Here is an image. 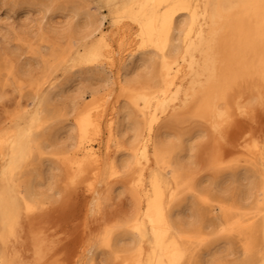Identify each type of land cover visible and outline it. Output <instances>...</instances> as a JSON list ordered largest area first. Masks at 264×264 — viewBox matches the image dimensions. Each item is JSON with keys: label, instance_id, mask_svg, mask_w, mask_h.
I'll use <instances>...</instances> for the list:
<instances>
[{"label": "bare ground", "instance_id": "6f19581e", "mask_svg": "<svg viewBox=\"0 0 264 264\" xmlns=\"http://www.w3.org/2000/svg\"><path fill=\"white\" fill-rule=\"evenodd\" d=\"M103 4L115 13L112 26L125 20L122 17L136 26L138 44L125 54L119 50L122 42L115 44L121 29L106 30V16L99 8L91 11L89 3L56 6L54 0H30L14 4L15 9L37 8L40 22L51 20L56 11L67 12L69 25L63 34L69 35V47L75 51L71 68L91 65L98 71L96 74L91 70L87 78L97 76L100 82L98 86L85 84L82 72L75 70L58 87L49 80L32 78L25 64L21 65L22 75L27 76L34 92L29 96L27 119L15 114L8 118L10 125L0 127V264L15 261L8 243L15 236L21 213H30L45 200L54 201L61 192L53 174L62 171L58 160L68 167L69 156L77 152L83 153L79 168L84 166V158L90 159L94 167L86 202L81 200L85 203V220L80 218L83 223L73 264L85 260V264H93V252L101 242L110 258L121 264H264V142L243 134L244 126L238 119L237 125L243 127L242 133H237L240 135L235 133V150L241 156L236 162L244 160L256 167L257 173L243 169L225 174L220 180H198L194 171L201 161L198 164L192 148H187L185 133L167 131L171 129L170 122H178L184 114L194 122H207L210 128H222L226 133L235 119L228 103L233 84L253 79L258 93L264 91V0H103ZM103 60L108 61L109 70ZM47 67L55 70L52 64ZM114 68L116 76H110ZM9 72L21 90V72L14 67ZM181 74L190 77L184 89L177 83ZM137 84H141L142 91L128 97V103L108 119L106 143H87L90 132L98 128V118L89 112L78 114L77 104L88 96L103 97L104 110L116 88L119 96L127 99L128 89ZM56 88L57 94L70 92L68 110L54 109ZM255 97L238 107L240 115L252 112ZM138 101L142 105L137 108ZM168 105L169 121H163L161 115ZM74 115L75 120L68 124V117ZM104 117L105 114L101 118ZM25 119L24 125L18 123ZM210 128L200 127L204 137L212 136ZM61 132L66 135L63 140ZM26 165H31L30 172L16 181V171ZM227 166L232 165H224ZM44 168L51 172L47 180ZM210 169L215 171L217 167ZM239 180L247 181V185H241L237 200L228 202L226 183L237 184ZM124 196L128 209L123 208L117 220L93 237L90 219L97 213L106 218L115 199ZM200 203L220 212L219 231L215 223L203 221ZM259 231L262 250L257 252L249 244L242 248L241 234L253 236ZM220 234L226 237L216 239ZM234 234L236 242L229 238ZM41 236L34 241L39 264H56L52 255L43 254L45 235L39 239ZM220 245L222 250L217 252Z\"/></svg>", "mask_w": 264, "mask_h": 264}, {"label": "rangeland", "instance_id": "374dc122", "mask_svg": "<svg viewBox=\"0 0 264 264\" xmlns=\"http://www.w3.org/2000/svg\"><path fill=\"white\" fill-rule=\"evenodd\" d=\"M22 1L30 0H0V127L10 125L11 123L8 122V118L15 114L26 117L27 119L29 112L28 104L31 102L29 100V96L34 91L29 84L27 76H25L24 74V76L22 75L24 69L28 70L27 73L32 78L39 79L40 81L49 80L50 82L59 84L58 87L62 86L63 83L70 76H72L75 70H80V72H82L81 78L85 84L91 83V85L98 86L100 82L97 76L87 78V74H90L91 70L95 71V73L96 71H98V69L92 67L91 65H82L71 68L72 58L75 55V51L74 49L69 47V44H71L69 35L63 34V30L69 25L67 23V18L65 17V14L67 12L60 10L56 11L52 15L51 20L45 19L44 22H40V12L37 8L30 6L29 8L15 9L16 7H14V4ZM54 3L56 6L65 4H79L83 6L89 3V8L91 11L99 8L100 13L106 16V24L104 27L106 30L113 31L117 30L118 27L121 29L120 33L122 34L119 35H122V38H120L119 35H116V39L114 38L116 45L117 42H122V45L119 49L120 53L125 54L126 52L137 46L139 38L135 36L136 26H134V24H132L126 17H122L125 20L121 19L122 21L120 20V23L117 27L112 26V20L115 17V13L112 12L110 8L104 6L103 0H88L86 2H83L82 0H54ZM8 6H10V8H8ZM82 23V21L79 22V24ZM118 57H120V55ZM118 59L116 63H118ZM103 62L105 63V69L109 70L107 68L108 61L103 60ZM23 64H25V67L21 70L20 67ZM50 64L55 66L54 71L48 70L47 66ZM11 67H14L15 70H19V73L21 72V75H19L20 79L23 80V86L21 90H19L15 79L9 72L11 70ZM109 75L116 76V68L112 69V71L109 72ZM189 79L190 77H183V75L181 74L179 79L177 80V83L182 85V89H184L189 85ZM140 85L141 84H137L128 89L127 99H125L123 95L119 96V90L118 88H116L108 103L109 105L107 104V108L105 107L106 111L102 108L104 107L103 97L94 99L88 96L86 100L77 104L78 114L89 112L93 118H98V128L96 127L90 132L87 137V143L94 146H96L97 144L104 145L106 143L108 137V119L114 116L113 112L116 109L128 103V97L135 96L137 93L142 91ZM46 89L47 86L44 88V90ZM258 92L259 91L258 88H256V82L253 79L246 81L244 80L241 82L238 81L233 84L231 92L228 93V103L230 105V112H232L230 114L233 119L235 118L234 120H231V123L229 125V131L231 130L230 134L229 131L224 133L222 128H210L207 122H198L200 123L198 124L197 122H194V119L191 120L188 115L184 114L181 120H179L178 122H170L171 129H167V131L174 130L175 132L185 133L187 148L189 150L192 148L194 155L193 157H195L194 160L198 159V164L201 161V163L198 165V169L194 171V176L196 177V179L199 180L203 177H214V179L219 178L220 180V178L225 174H234L235 172L237 173L243 169H247L249 171L257 173V168L244 163V160H241L239 163L236 162L239 157L240 158L238 159V161L241 159V156L235 150L236 145L234 146V144L237 143V136L240 135L237 133L241 132L243 126V134L245 133L247 137L253 136L260 142H264V91L261 93ZM57 93H59V88H56L55 94ZM70 95L71 94L68 90L65 91L62 95L57 94V96L54 97L55 99L53 100L54 109L60 111H65V109L68 110L71 107ZM257 95L258 98L255 97ZM253 97H255V99L252 100L251 104L252 112L248 116L240 115L238 107ZM141 105L142 103L138 101L137 108ZM232 107L234 108L232 109ZM170 113L171 106L168 105V107L166 106L164 114L161 115L163 121H169L168 118ZM104 114L106 117L101 118L104 116ZM74 117L75 115L69 116L67 123L71 124V122L75 120ZM101 119H103L102 122ZM238 119H240L239 124H243V126L237 125ZM25 122H27V120L18 121V123H20L21 125H24ZM206 126L210 128V131L212 133V136H210L209 138L204 137L202 135V132H200L207 129ZM236 126L240 127L238 128V131L236 129ZM200 127L203 130H201ZM55 131H58V127H55ZM62 133L64 134V132L60 133V135H62L61 140L66 138V135H63ZM235 133L237 136L235 135ZM226 147L233 148L230 151V149H227ZM228 150L229 153H227ZM230 152L232 153V155ZM185 155L189 156L190 153ZM82 157L83 153L81 152L70 155L68 167L67 164H64L62 163V161L58 160V164L61 166L62 171L54 172L53 174L55 177L54 179L56 181V186L61 191L60 194L54 199V201L45 200L44 204L38 205V207L30 213H21L18 225L16 227L15 236L12 237L10 239V242L8 243L9 250L15 259L13 264H39V261L36 258L35 254L36 242L34 241L38 239L37 235L41 236L42 233H44L45 237H43V235L39 239L43 237L44 240V245L42 247V249L44 248L43 254L48 256L52 255L51 260H55L56 262L57 259L58 261L56 262V264L74 263V260L77 256L75 251L78 242L80 241L79 238L81 236V227L83 223V221H81L82 219L80 218H83L85 220V203H83V201L81 200H84V202H86L87 188L92 180V169L94 167L90 159L84 158V166L82 168H79L77 164L79 159H81ZM199 158L207 161H203ZM208 159H210V161ZM143 165H146L145 162H143ZM149 165L154 166L152 162H150ZM224 165L232 166L224 167ZM212 166H216L217 169L215 171L211 170L210 168ZM30 170L31 165H26L18 169L15 174L16 181L25 177V175L28 174ZM212 172L214 173V176L212 175ZM50 173L51 172L46 168L45 170H43V177L47 180L50 177ZM137 173L134 175V179H137ZM255 182L258 183V179ZM241 185H247V181L239 180V183L237 184L231 181H228L226 183V187L228 188L230 195L228 202H232L238 199V191L242 187ZM125 197L126 196L115 199L112 207L107 209L111 213L109 214L107 210L106 211L108 213H104L106 218H103L105 220L102 219L103 213H97L92 217L93 219H90V233L93 235V237H97L104 226H110L115 220H117L120 217L121 210L123 208V211L125 210V208L126 210L128 209V203L127 201L125 202ZM125 204L127 206H125ZM199 206L201 211L200 213L203 215V221H211L215 223L216 229L217 231H219V229L222 227L220 212L216 209V207H208L203 205L202 203H200ZM81 211L83 212V214ZM78 224L80 226H78ZM50 228H52V230ZM256 234H254L256 236L245 233L241 234L240 245H242V248L244 244H249L255 251L260 252L263 246L261 239L262 232L259 231ZM222 235L224 234H220L216 237V239L219 240L222 237H226ZM229 238L236 242L237 235L234 234ZM52 240L58 242L55 243ZM75 241L77 242V244ZM65 244H67L68 246ZM57 250H59V252H57ZM220 250H222L221 245L216 248L217 252H219ZM197 254L198 253H196L195 256ZM72 255H74L75 258H73L74 256ZM92 258L93 264H121L118 260H113L112 258H110L109 250L102 245V242L100 243L99 248L94 250ZM85 261H81L80 264H85Z\"/></svg>", "mask_w": 264, "mask_h": 264}]
</instances>
